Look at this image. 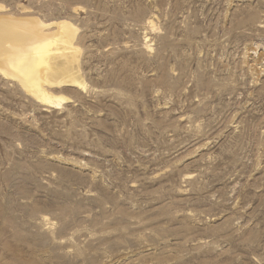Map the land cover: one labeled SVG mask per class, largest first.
I'll list each match as a JSON object with an SVG mask.
<instances>
[{
	"label": "rangeland",
	"instance_id": "374dc122",
	"mask_svg": "<svg viewBox=\"0 0 264 264\" xmlns=\"http://www.w3.org/2000/svg\"><path fill=\"white\" fill-rule=\"evenodd\" d=\"M10 13L71 22L84 86L0 72V264H264V0Z\"/></svg>",
	"mask_w": 264,
	"mask_h": 264
},
{
	"label": "bare ground",
	"instance_id": "6f19581e",
	"mask_svg": "<svg viewBox=\"0 0 264 264\" xmlns=\"http://www.w3.org/2000/svg\"><path fill=\"white\" fill-rule=\"evenodd\" d=\"M50 26L55 29L54 32L46 30ZM76 32L77 28L67 20L43 23L32 15L0 14V72L17 79L28 93L44 105H61L69 98L54 95L45 85L70 82L84 86L72 66L79 50L74 43ZM54 46L61 50L65 59L61 65L51 57ZM55 75L59 79H55Z\"/></svg>",
	"mask_w": 264,
	"mask_h": 264
}]
</instances>
